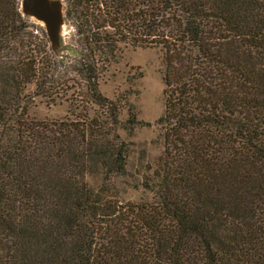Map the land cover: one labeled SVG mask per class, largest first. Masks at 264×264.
Masks as SVG:
<instances>
[{
  "label": "trees",
  "instance_id": "trees-1",
  "mask_svg": "<svg viewBox=\"0 0 264 264\" xmlns=\"http://www.w3.org/2000/svg\"><path fill=\"white\" fill-rule=\"evenodd\" d=\"M63 2L83 37L76 71L107 115L28 116L67 88L20 0H0V264H264V0ZM121 46L164 54L163 151L136 203L114 188L132 155L117 129L150 124L130 106L121 128L96 89Z\"/></svg>",
  "mask_w": 264,
  "mask_h": 264
},
{
  "label": "rangeland",
  "instance_id": "rangeland-1",
  "mask_svg": "<svg viewBox=\"0 0 264 264\" xmlns=\"http://www.w3.org/2000/svg\"><path fill=\"white\" fill-rule=\"evenodd\" d=\"M28 19L33 33L38 37L44 36L50 49L44 24L33 17ZM82 40L83 37L76 30V23L65 19V25L60 33L59 56L54 58L56 60L51 67V73L56 83H65L67 91L60 92L54 102L49 100L47 103L45 99L35 97L28 110L30 118L53 121L65 118L84 117L87 120L105 118L107 115L104 113L105 110L103 108L100 110L89 99L87 94L90 93H86L85 83L76 71L77 63L81 58L76 54V50L83 51ZM45 49L47 50V47ZM34 54L38 62L37 67H40L43 63L42 56L37 51ZM82 54L85 55L84 51ZM94 60H97V56ZM163 73L164 54L159 49L121 46V52L118 53L116 61L107 68L99 67L96 89L102 97L106 98V102H113L116 107H119L120 127L123 128L128 118L127 109L130 106L135 109L139 121L150 124L148 127H135L132 131L117 129V134L122 140L132 143V155L126 165L127 175L114 181V188L119 194L118 198L123 202L136 203L150 199V194L141 187V182L143 176H150L156 169L163 151L160 128L155 124L163 112ZM25 93L33 95L34 85H28ZM100 174L98 165L93 163L92 175L87 179L88 183L99 186Z\"/></svg>",
  "mask_w": 264,
  "mask_h": 264
},
{
  "label": "water",
  "instance_id": "water-1",
  "mask_svg": "<svg viewBox=\"0 0 264 264\" xmlns=\"http://www.w3.org/2000/svg\"><path fill=\"white\" fill-rule=\"evenodd\" d=\"M20 11L26 18H35L44 24L50 50L59 56L60 33L65 25L62 0H20Z\"/></svg>",
  "mask_w": 264,
  "mask_h": 264
}]
</instances>
